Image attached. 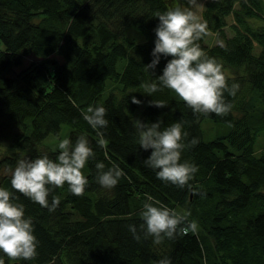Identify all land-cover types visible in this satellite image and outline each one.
<instances>
[{
  "label": "trees",
  "instance_id": "obj_1",
  "mask_svg": "<svg viewBox=\"0 0 264 264\" xmlns=\"http://www.w3.org/2000/svg\"><path fill=\"white\" fill-rule=\"evenodd\" d=\"M203 5L209 33L225 47L206 43L207 36L198 43L222 64L229 85H239L235 96L225 93L232 109L223 117L193 113L167 88L143 93L142 84L159 83L156 76L171 58L160 57L155 75L144 70L155 46V14L171 8L169 0H0V140L5 141L0 147V187L24 205L39 241L34 260L12 261L0 253L4 264H158L163 258L171 264H264V145L254 150L264 131V0H206ZM251 18L263 23L253 25ZM131 26L142 40L127 34ZM29 54L37 59L14 72ZM132 96L142 101L137 119L161 120V128L182 122L188 133L184 143L199 141L181 153V162L198 168L191 188L161 181L157 170L144 164L151 149L138 145L133 116L139 105L131 102ZM151 100L168 106L157 108ZM89 106L107 110L108 125L99 130L106 148L99 146L101 137L83 118ZM203 117L228 128L204 139ZM64 123L71 127L67 138L74 144L84 135L95 158L82 170L89 181L84 195H72L67 184L52 189L49 205L54 196L60 203L49 212L15 192L11 175L1 170L44 154L56 160L58 148L42 151L39 144ZM97 162L105 170L119 166L125 177L114 188H103L96 179ZM191 189L202 195H192ZM156 201L155 206L190 213L187 222H195L198 231L160 245L145 239L140 213L145 202ZM254 207L257 212L248 211ZM129 225L137 227L139 242Z\"/></svg>",
  "mask_w": 264,
  "mask_h": 264
},
{
  "label": "clouds",
  "instance_id": "obj_2",
  "mask_svg": "<svg viewBox=\"0 0 264 264\" xmlns=\"http://www.w3.org/2000/svg\"><path fill=\"white\" fill-rule=\"evenodd\" d=\"M189 7L175 4L164 12H157L158 24L154 29L155 41L151 55L152 60L144 65V70L155 75V68L160 57H171L167 60L162 74L157 82L142 84L143 93L151 95L154 92L167 88L174 92L195 114H215L226 116L232 105L225 100V93L235 96L239 85H229V77L221 63L209 57L198 43L209 35L206 21L202 13L204 5L200 0H187ZM221 48L225 45L218 41ZM130 93V92H129ZM133 104L140 105L141 100L131 97ZM157 108H165L168 103L163 100L149 101ZM107 110L103 106H89L83 118L101 138L98 144L106 148L107 141L99 131L107 127ZM162 121L154 123L142 122L134 119V127L138 133V145L143 150L151 149L150 155L143 162L156 171V177L161 181L171 183L180 188L189 187V182L198 171L197 166L189 162H181V153L185 147H193L198 140L193 138L186 145L184 140L188 133L183 131L182 122L173 123L161 128ZM59 154L56 160L44 154L35 159H20L11 173V188L29 198L31 201L55 211L59 206L60 198L52 197L49 205V194L52 189L68 185L72 195L82 197L89 184L83 173L87 162L95 158V153L89 140L81 135L75 143L69 138L59 139L57 144ZM97 182L105 189L114 188L125 173L119 166L113 164L105 170L103 162H97ZM192 195H202L191 189ZM152 201L151 196L147 197ZM18 197L13 192L0 187V253L12 261H31L37 255L39 241L34 235L32 219L25 217L24 205L17 202ZM159 202H145L140 213L143 223L140 233L145 239L151 237L156 245L162 244L165 239L174 240L178 234L187 235L189 230L195 233L198 225L187 222L190 213L179 214L165 206H155ZM187 222V223H186ZM133 238L139 242L135 225L128 226ZM0 264L4 260L0 258ZM158 264H171L169 258L161 259Z\"/></svg>",
  "mask_w": 264,
  "mask_h": 264
},
{
  "label": "rangeland",
  "instance_id": "obj_3",
  "mask_svg": "<svg viewBox=\"0 0 264 264\" xmlns=\"http://www.w3.org/2000/svg\"><path fill=\"white\" fill-rule=\"evenodd\" d=\"M206 0H200V2H202L204 4ZM171 6L173 7L176 3L175 0H169ZM177 4H179L182 7H189V5L187 4V0H185L186 4L183 2V0H176ZM201 15V13H199ZM250 22L253 25H260L263 23V21L259 18H251ZM225 32L227 35H231L232 31L230 29V27H225ZM127 34L129 36L134 37L135 40H142V35L140 33H137L136 29L134 26H131L128 31ZM206 43L208 44H213V43H218V41H222L220 40L216 35H214L213 33H209V35L206 37L205 39ZM54 57H56L59 61H62L61 56H59L58 54H53ZM37 57L34 56L33 54H29V55H25L22 59V63L17 65L16 67H14V72L20 70L22 67H24L26 64H28L30 61L32 60H36ZM124 64V58L119 59L117 62V69L121 70ZM228 72H231V74H239V70H234V68H227ZM236 71V72H235ZM244 88H246L245 82L243 84ZM172 96L174 97H178L174 92L171 91ZM246 97V96H245ZM142 108V103L139 105V107L136 109L134 116H133V120L137 119L138 113H139V109ZM235 114H239L238 112L235 111ZM70 125L68 124H61L60 129L58 131L57 134H53L50 133L48 134L45 138L42 139V141L39 144V148L40 150H46L48 149H52V148H57V144L59 142V139H63V138H67L68 137V133L70 130ZM200 128H201V132H202V137L204 139H211L215 136L221 135L222 133H224L227 128H228V124L216 121L210 117H203L200 120ZM264 145V131L257 137L255 143H254V150H258L260 147H262ZM5 146V141L4 140H0V147L1 149H3ZM15 168V167H14ZM14 168L9 169V170H5L2 169L1 173L2 174H9L11 175L12 171L14 170ZM257 208H249L248 211L250 212H257Z\"/></svg>",
  "mask_w": 264,
  "mask_h": 264
},
{
  "label": "water",
  "instance_id": "obj_4",
  "mask_svg": "<svg viewBox=\"0 0 264 264\" xmlns=\"http://www.w3.org/2000/svg\"><path fill=\"white\" fill-rule=\"evenodd\" d=\"M15 264V263H14Z\"/></svg>",
  "mask_w": 264,
  "mask_h": 264
}]
</instances>
